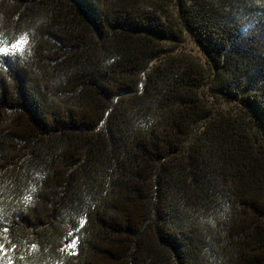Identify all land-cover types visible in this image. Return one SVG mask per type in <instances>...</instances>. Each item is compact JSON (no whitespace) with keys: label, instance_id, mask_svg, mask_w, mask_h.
<instances>
[{"label":"trees","instance_id":"obj_1","mask_svg":"<svg viewBox=\"0 0 264 264\" xmlns=\"http://www.w3.org/2000/svg\"><path fill=\"white\" fill-rule=\"evenodd\" d=\"M17 41L0 264H264V0H0Z\"/></svg>","mask_w":264,"mask_h":264},{"label":"snow or ice","instance_id":"obj_2","mask_svg":"<svg viewBox=\"0 0 264 264\" xmlns=\"http://www.w3.org/2000/svg\"><path fill=\"white\" fill-rule=\"evenodd\" d=\"M20 43H21L20 41H17V43L11 44L10 47L0 46V57H7L11 51L19 47ZM4 255H6V249L4 248L3 244H0V256H4Z\"/></svg>","mask_w":264,"mask_h":264},{"label":"rangeland","instance_id":"obj_3","mask_svg":"<svg viewBox=\"0 0 264 264\" xmlns=\"http://www.w3.org/2000/svg\"><path fill=\"white\" fill-rule=\"evenodd\" d=\"M187 48L189 49V50H191V52L192 53H194V54H198V48H197V46H195V44L190 40V41H188V43H187Z\"/></svg>","mask_w":264,"mask_h":264}]
</instances>
